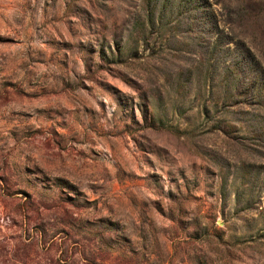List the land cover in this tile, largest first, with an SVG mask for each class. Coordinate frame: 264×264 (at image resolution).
<instances>
[{
	"label": "rangeland",
	"instance_id": "rangeland-1",
	"mask_svg": "<svg viewBox=\"0 0 264 264\" xmlns=\"http://www.w3.org/2000/svg\"><path fill=\"white\" fill-rule=\"evenodd\" d=\"M0 264H264V0H0Z\"/></svg>",
	"mask_w": 264,
	"mask_h": 264
}]
</instances>
